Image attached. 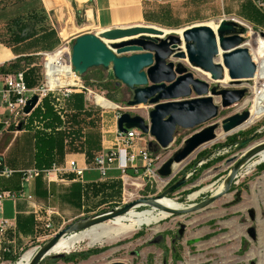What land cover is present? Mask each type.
Instances as JSON below:
<instances>
[{
    "label": "crops",
    "instance_id": "1",
    "mask_svg": "<svg viewBox=\"0 0 264 264\" xmlns=\"http://www.w3.org/2000/svg\"><path fill=\"white\" fill-rule=\"evenodd\" d=\"M11 1L0 0V35L2 27L21 16L30 15V24H27L30 26L21 25V29L14 33L0 36V40H11L0 42V67L22 57L32 56L38 60L40 53L51 52L63 42L72 44L80 35H98L108 29L158 26L183 30L199 24L215 26L225 17L255 29L264 26V12L257 6V1L262 0H21L13 8L14 4L8 5ZM11 10L13 16L9 15ZM38 23L40 26L36 25ZM53 24H60L57 31L49 28ZM28 28L31 29L29 34H23ZM63 33L67 35L63 37ZM33 66L39 68L40 63ZM105 74L111 82L110 73ZM39 81L40 73L34 85ZM73 94L83 96L80 110L72 108L70 100H67L66 117L73 118V121L70 125L66 123L65 131L56 129L53 136L50 157L58 172L51 173L47 178L22 182L19 172L36 167V127L25 126L20 131L9 130L0 136V161L5 169L12 172L9 177H0V192L17 195L14 200H4L0 208L2 216L11 223V228L1 239L0 247L9 251L4 256L6 258L18 257L39 241L45 233L46 222L63 225L83 216L84 209L90 208L97 194L101 195L103 189L124 181L128 174L134 172L132 169L122 172L121 156L108 168L105 178L100 177L88 157L94 158L113 149L118 113L105 122L104 110L111 108L100 110L89 101L86 93ZM6 116L5 109L0 106V120L3 121ZM109 123L112 125L108 126ZM70 128L79 132L78 142L85 141L81 147L77 146V142H73L71 147L69 140L63 137ZM136 147L137 150L148 149V144L140 140ZM70 161L82 170L81 177L68 171Z\"/></svg>",
    "mask_w": 264,
    "mask_h": 264
},
{
    "label": "water",
    "instance_id": "2",
    "mask_svg": "<svg viewBox=\"0 0 264 264\" xmlns=\"http://www.w3.org/2000/svg\"><path fill=\"white\" fill-rule=\"evenodd\" d=\"M245 34L246 28L233 19L220 20L215 31L209 25L200 24L181 30L179 35L164 33L163 29L153 26L108 29L98 35L83 34L76 37L70 47V63L73 71L81 78L92 69L109 72L116 84L126 89L128 100L125 104L128 108L152 107L148 121L123 112L116 121V127L122 134L128 130H137L140 135H148L152 141L148 143L147 150L155 156L158 151L170 146L177 129L193 130L216 118L218 107L213 104L212 97H220L222 108L230 107L245 97L246 89L218 90L217 85L224 78V71L230 81H250L254 77L255 64L248 50L243 47ZM260 36L264 38V33H260ZM190 70L208 74V80L217 84L210 86L208 82L194 78ZM36 101V97L30 99L23 113L28 114ZM248 118L249 111H243L222 120V132L226 135L235 132ZM21 128L22 124H19L17 131ZM217 129L218 125L213 124L184 140L182 146L158 168L159 179H171L174 166H181L197 149L213 142ZM256 136L234 147L235 150H243L240 155L226 160L230 170L221 191L181 210L164 208L158 201L183 187L188 181V177H183L157 197L139 199L73 221L35 248L29 264H40L62 238L80 234L125 215L138 206L164 211L171 216L190 215L204 210L228 194L242 167L264 151V140L252 145ZM250 215L252 217V213ZM183 230L184 225H180L179 236ZM248 233L253 238V231ZM61 256L57 254L54 257Z\"/></svg>",
    "mask_w": 264,
    "mask_h": 264
},
{
    "label": "rangeland",
    "instance_id": "3",
    "mask_svg": "<svg viewBox=\"0 0 264 264\" xmlns=\"http://www.w3.org/2000/svg\"><path fill=\"white\" fill-rule=\"evenodd\" d=\"M20 1L13 0L8 5L14 4L11 7L13 8ZM257 6L264 12V5L261 1H257ZM50 14L52 16L53 12ZM9 15H14L13 10ZM30 19V15L12 19L10 23L1 28L3 35L0 36H7L21 29L19 26L30 24ZM225 19L232 18L225 17ZM36 25L40 26V23ZM59 25L53 24V27L50 25L49 28L57 31ZM246 26L252 30V33L264 30V26L258 29L249 24H246ZM154 27L163 29L166 33L169 32L173 35H179L181 31ZM30 28L23 34L30 32ZM84 31L81 30L80 32ZM248 32L244 36L246 40H244L243 47L249 53V47L246 43L253 40V37H250ZM62 35L66 36L67 34L63 33ZM9 41L11 40H0V42L6 43ZM40 62L41 59L39 58L37 63ZM36 70L37 74L40 73V67H37ZM190 72L194 78L208 82L210 86L217 84L216 82H210L208 80L209 76L206 77L200 71L190 70ZM224 80L217 84L218 90L246 89L245 97L240 102L227 108L221 107L220 97H212L213 104L218 107L216 118L193 130L177 129L170 146L166 150H160L155 154V166H161L182 146L183 141L195 132L217 124L216 139L213 142L197 149L181 166H174V175L167 182L160 181L158 178H144L141 172L128 174V178L124 181L116 182L107 190L103 189L101 195L97 194V199L91 203L89 209H84L83 216L80 218L107 212L139 199L157 197L183 177H188L186 185L165 198L187 206L212 196L220 186L222 189L223 181L230 170V166L225 163L226 160L232 156L240 155L243 150V148L241 150L234 149L237 143L243 142L255 134H257L255 141L264 140V115L252 124L237 129L238 131L235 130V132L228 135H223L222 120L243 111H249L251 102L246 107H243V104L246 99L253 97L251 88L254 86L252 79L250 81H230L227 77V80ZM111 82L115 81L112 80ZM90 84L85 85L92 92L89 98L92 104L95 103L92 97L96 94L117 106L115 109L104 110L105 122L112 120L111 117L116 113L123 112L132 116H140L148 121V113L152 107L128 108L125 104L128 100V93L123 86L119 85V89L115 91L111 87L104 89L99 84ZM110 125L112 123L108 124V126ZM256 161L257 157L242 167L230 188L229 194L219 198L202 211L183 216L172 215L161 220L157 225L142 227L116 241L90 247L87 243H82L70 253L62 254V256H79L92 250L100 251L97 254L89 255L85 259L77 257L74 262H65L54 257L55 255H51L45 257L40 264H112L114 262L123 264H264V163L253 166L252 164ZM193 194L197 195L190 200L189 196ZM136 210H150V207L141 206ZM250 213H252V217ZM75 220L63 225H53L51 222L52 229L45 230L39 241L26 248L18 257H4L0 260V264H14L25 253L40 247L54 234ZM180 225H184L181 236L178 235ZM250 230L253 231V238L248 233ZM134 253L136 255H133ZM14 259H16L15 262H12Z\"/></svg>",
    "mask_w": 264,
    "mask_h": 264
},
{
    "label": "built area",
    "instance_id": "4",
    "mask_svg": "<svg viewBox=\"0 0 264 264\" xmlns=\"http://www.w3.org/2000/svg\"><path fill=\"white\" fill-rule=\"evenodd\" d=\"M262 5H264L263 2ZM237 22L246 28V33L249 31L248 34L250 37H253V40L246 43L249 47V55L252 59L253 53L255 54V51L258 50L259 47V44H257L259 41L255 40V37L263 40L264 38L260 36V32L252 33V30L246 26L245 23L240 21ZM70 47L71 43L67 41L63 42L58 48L51 52L39 54L38 57L41 59L40 81L33 87H28L26 85L24 73L22 71L9 74L0 73V106L5 109L7 114L3 121L0 120V136L5 131L17 130L19 124L24 126L28 118H30L36 110L42 109V102L45 99L50 100L51 107L59 118L60 127L58 129L65 131L67 128L65 103L70 95L75 92H84L88 95V99L92 95V92L86 87L82 78L79 77L71 67ZM33 97L37 99L35 106L28 114H24V107ZM93 105L102 109L96 103ZM119 116L120 113L116 115V120ZM38 124L37 122L34 123L36 128H40ZM140 140H144L146 144L152 141L148 135H140L137 130H128L125 134L119 133L116 130L113 149L103 154L100 153L93 159V165L100 173V177L105 178L108 168L118 158L123 156V166L120 167L123 173L128 169H132L134 173L141 172L144 178L159 179L157 170L160 166H155V156L148 152L147 147L142 150L136 149V143ZM67 169L77 177H81L82 175V170L77 167L74 161H70L67 164ZM56 172H58V169L52 166L48 170H37L33 168L20 171L19 174L22 182H28L29 180L39 177L47 178L51 173ZM11 173V171L3 167L0 161V177H9ZM159 180L162 181L161 179ZM169 180L170 179L164 182ZM16 197L17 195L11 192H0V208L4 200H14ZM52 227L51 221L46 222V230H50ZM10 228L11 223L2 216L0 211V246L2 237ZM8 253V249L0 247V260Z\"/></svg>",
    "mask_w": 264,
    "mask_h": 264
},
{
    "label": "bare ground",
    "instance_id": "5",
    "mask_svg": "<svg viewBox=\"0 0 264 264\" xmlns=\"http://www.w3.org/2000/svg\"><path fill=\"white\" fill-rule=\"evenodd\" d=\"M209 26L215 31L216 26H214L213 24ZM164 33H166L165 30ZM255 40L259 41V43H257L259 44V47L258 50L255 51V54L253 53L251 59L252 62L256 64V72L254 77L252 78V80L254 81V86L251 88L253 97L251 99H246L243 104V107H246L251 102V106L249 109V118L243 125H241L237 129L244 127L248 124L249 125L252 124L255 120L260 119L264 115V40L259 39L257 37H255ZM205 75L206 77L208 76V74ZM226 75H227L226 71H224V78H223L225 79L224 81L227 80ZM92 99L102 109L117 108L115 104L104 99L102 96L94 94ZM260 142L261 141H253L252 145H256ZM256 157H257V161L252 164L253 166L258 165L260 163H264V151L259 153ZM219 191H221V186L218 187L217 189V192ZM196 195L197 194H193L189 196V199L192 200L193 198L196 197ZM158 203L162 205L164 208L170 210H181L186 208V206L167 198L159 200ZM137 208L130 210L125 215L116 217L112 220L96 225L93 228L84 231L80 234L68 238H62L49 251L47 256L57 255V254H68L82 243H87L89 245L88 247L97 244L110 243L114 240L116 241L117 239L123 238L129 235L130 233L139 230L142 227H150L152 225H157L161 220L167 219L169 218V216H171L167 212L156 210L154 208H150V210H141V211L139 210L137 211L136 210ZM155 230H157V228H155ZM32 257H33V251H29L25 253L23 256H21V258L14 264H29Z\"/></svg>",
    "mask_w": 264,
    "mask_h": 264
},
{
    "label": "trees",
    "instance_id": "6",
    "mask_svg": "<svg viewBox=\"0 0 264 264\" xmlns=\"http://www.w3.org/2000/svg\"><path fill=\"white\" fill-rule=\"evenodd\" d=\"M34 64H37V57H22L17 58L15 61L5 64L0 67V73L1 74H9V73H15L18 71H22L24 73V79L25 83L28 87H33L35 84V81L38 79L37 74V67L33 66ZM109 78L106 76L105 72L101 69H92L90 70L85 76L82 77V81L86 85H91L90 83L99 84L104 89H108L111 87L113 90L117 91L119 89V85L116 84V82H109ZM111 99V98H110ZM70 105L75 110H80L81 102L83 100V96L79 94H72L70 95L69 99ZM114 102V101H113ZM73 118L66 117V123L67 125H70V122L72 123ZM28 122V123H27ZM26 124L22 126L23 127L28 126L30 128H35L34 125L35 122L39 123L38 125L40 128H36V135L38 136L37 140V151H36V167L37 170H48L52 166H54L53 162L51 161V150L54 145V139L53 136L56 133V129L60 126V121L57 116V114L54 112V110L51 107L50 100L45 99L42 102V109L36 110L30 118H28ZM33 124V125H32ZM63 137L67 140H69V144L72 147L73 142H77V146L81 147L83 143L78 142L80 134L78 131L73 130L72 128L67 130L63 134ZM74 147V146H73ZM88 159H93L88 157ZM100 251L98 250H92L85 254L81 255H71V256H61L57 257V259L68 262H74L77 257H81L82 259L87 258L91 254H97ZM16 259H14L12 262H15Z\"/></svg>",
    "mask_w": 264,
    "mask_h": 264
},
{
    "label": "flooded vegetation",
    "instance_id": "7",
    "mask_svg": "<svg viewBox=\"0 0 264 264\" xmlns=\"http://www.w3.org/2000/svg\"><path fill=\"white\" fill-rule=\"evenodd\" d=\"M237 176H238V175H237ZM236 178H237V177H236ZM233 184H234V182H233ZM233 184H232V185H233ZM185 185H186V184H185ZM185 185H184V186H185ZM232 185H231V186H232ZM230 188H231V187H230ZM229 192H230V189H229ZM229 192H228V194H229ZM202 200H203V199H202ZM202 200H200V201H202ZM200 201H198L197 203H199Z\"/></svg>",
    "mask_w": 264,
    "mask_h": 264
}]
</instances>
